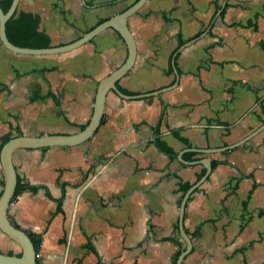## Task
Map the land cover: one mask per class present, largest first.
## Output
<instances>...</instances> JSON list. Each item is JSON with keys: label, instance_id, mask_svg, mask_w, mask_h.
Returning a JSON list of instances; mask_svg holds the SVG:
<instances>
[{"label": "crops", "instance_id": "0c3cea01", "mask_svg": "<svg viewBox=\"0 0 264 264\" xmlns=\"http://www.w3.org/2000/svg\"><path fill=\"white\" fill-rule=\"evenodd\" d=\"M135 1L19 0L17 13H38L59 46ZM128 26L136 60L117 86L134 97L110 90L103 122L83 144L17 149L18 180L36 190H22L8 217L41 234L39 264H172L185 245L182 185L205 168L179 153L251 135L228 150L185 151L219 162L187 200L192 249L182 264H264V0H147ZM127 55L113 28L64 53L0 43V145L8 133L79 131L100 80ZM4 182L0 161V195ZM12 246L0 229V252Z\"/></svg>", "mask_w": 264, "mask_h": 264}, {"label": "water", "instance_id": "95a60500", "mask_svg": "<svg viewBox=\"0 0 264 264\" xmlns=\"http://www.w3.org/2000/svg\"><path fill=\"white\" fill-rule=\"evenodd\" d=\"M146 1L147 0L135 1L125 11L101 22L100 24L95 26L90 31L84 33L81 37H79L73 42L59 46H49L43 48L21 47L12 43L7 36L6 23L17 12L19 0H13L11 6L7 11H4V9L0 6V41L7 49L13 52L23 54H55L68 52L89 42L96 35H98L100 32L107 28L115 29L124 38L128 49V55L124 63L119 68L115 69L109 75L100 80L97 88L92 116L83 129H80L79 131L70 134L59 133L41 135H16L10 138L2 146L0 150V161L5 176V182L2 193L0 195V229L13 241L18 243V245L21 247V254L17 255L0 252V264H39L35 245L32 239L30 238L29 234L23 229L17 227L8 217V209L15 195L18 183V174L13 162L14 152L20 148H44L50 146H68L83 144L94 135V133L102 124L105 101L107 93L110 90L115 91L121 97H134L131 95L124 94L118 88L117 81L129 72L136 60L137 46L135 38L128 26V18L134 13H136L145 4ZM149 94L151 93H146L145 95ZM258 131H260V129H258ZM250 137L251 135L246 137V139H243L242 141H238L234 144L221 148H188L179 153L178 158L181 162L188 164L201 163L205 166L206 171L204 175L185 192L180 204L179 228L180 234L184 239L185 245L178 256L176 264H182L186 255L192 249V240L188 236L184 228V214L187 200L191 193L206 180V178L209 176L213 169L211 157H204L194 161H187L183 158V153L185 151H202L205 153H212L228 150L244 143Z\"/></svg>", "mask_w": 264, "mask_h": 264}, {"label": "trees", "instance_id": "16d2710c", "mask_svg": "<svg viewBox=\"0 0 264 264\" xmlns=\"http://www.w3.org/2000/svg\"><path fill=\"white\" fill-rule=\"evenodd\" d=\"M12 1L13 0H0V6L4 9V11H7L11 6ZM40 22H41V17L38 13L16 12L6 23L7 36L12 43L21 47H31V48L49 47L51 46V37L45 31L40 29ZM85 126L86 125L80 126V129H83ZM12 137L13 135L11 133H8L2 137L0 150L2 146ZM158 145L162 150L169 153L171 156H175L172 149L169 146H167L164 142L158 141ZM194 155H195L194 152H185L183 154V157L184 159L191 161L196 159ZM218 162L219 161L217 160H213L212 163L213 167H215L218 164ZM205 171L206 169L203 168L198 178H201L204 175ZM190 186L191 184H185L184 186L182 185L184 192H186ZM25 188H32L36 190L35 186L31 185L29 187L23 185L18 180L16 192L13 199H15L16 196ZM47 194L50 198H53V196L50 194L49 191L47 192ZM58 208L61 209V200H58ZM28 234L35 245L36 252L38 253L40 251L41 242H42L41 234L32 233V232H29ZM180 253L181 251H178L172 264L177 263V259ZM20 254L21 253H18L17 255Z\"/></svg>", "mask_w": 264, "mask_h": 264}, {"label": "rangeland", "instance_id": "374dc122", "mask_svg": "<svg viewBox=\"0 0 264 264\" xmlns=\"http://www.w3.org/2000/svg\"><path fill=\"white\" fill-rule=\"evenodd\" d=\"M12 245L13 246L11 248H6V253H9V254L21 253V247L18 245V243L12 240Z\"/></svg>", "mask_w": 264, "mask_h": 264}, {"label": "built area", "instance_id": "2783aa9c", "mask_svg": "<svg viewBox=\"0 0 264 264\" xmlns=\"http://www.w3.org/2000/svg\"><path fill=\"white\" fill-rule=\"evenodd\" d=\"M40 257V251L37 253V258H39Z\"/></svg>", "mask_w": 264, "mask_h": 264}]
</instances>
